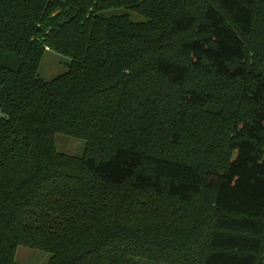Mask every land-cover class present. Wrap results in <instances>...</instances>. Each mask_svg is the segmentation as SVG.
Here are the masks:
<instances>
[{"label":"trees","instance_id":"1","mask_svg":"<svg viewBox=\"0 0 264 264\" xmlns=\"http://www.w3.org/2000/svg\"><path fill=\"white\" fill-rule=\"evenodd\" d=\"M18 246L264 264V0H0V264Z\"/></svg>","mask_w":264,"mask_h":264},{"label":"rangeland","instance_id":"2","mask_svg":"<svg viewBox=\"0 0 264 264\" xmlns=\"http://www.w3.org/2000/svg\"><path fill=\"white\" fill-rule=\"evenodd\" d=\"M66 62L67 60L61 56L47 53L41 64L39 75L41 78L48 80L62 73L65 70ZM55 142L56 148L60 152L74 156H80L83 152L82 140L57 134ZM49 257L50 254L43 250L18 246L14 259L19 264H48Z\"/></svg>","mask_w":264,"mask_h":264},{"label":"water","instance_id":"3","mask_svg":"<svg viewBox=\"0 0 264 264\" xmlns=\"http://www.w3.org/2000/svg\"><path fill=\"white\" fill-rule=\"evenodd\" d=\"M60 25H62L63 24V21H60V23H59Z\"/></svg>","mask_w":264,"mask_h":264}]
</instances>
